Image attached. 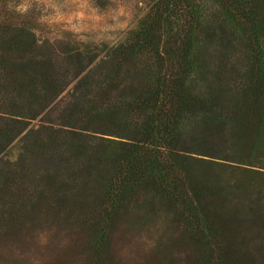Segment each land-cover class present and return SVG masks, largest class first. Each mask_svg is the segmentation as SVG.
I'll return each mask as SVG.
<instances>
[{
	"label": "trees",
	"instance_id": "16d2710c",
	"mask_svg": "<svg viewBox=\"0 0 264 264\" xmlns=\"http://www.w3.org/2000/svg\"><path fill=\"white\" fill-rule=\"evenodd\" d=\"M142 1L103 53L0 10V264L38 227L84 264H264V0ZM141 216L166 234L126 262Z\"/></svg>",
	"mask_w": 264,
	"mask_h": 264
},
{
	"label": "rangeland",
	"instance_id": "374dc122",
	"mask_svg": "<svg viewBox=\"0 0 264 264\" xmlns=\"http://www.w3.org/2000/svg\"><path fill=\"white\" fill-rule=\"evenodd\" d=\"M150 6L142 0H109L104 8L98 7L95 0H0V10L14 12L22 17L24 23L30 22L28 26H34L33 33L39 40L73 41L89 46L98 53L123 41L137 27ZM8 17L9 15H2V18ZM18 154L19 145L15 141L5 151V156L10 161H15ZM70 231H59L60 234L56 237H61L60 240L49 242L47 231L38 227L34 235L40 244L33 256H36L34 262L30 261L29 264H36L38 261L43 264H84V254L76 251L82 241L72 246V237L68 236ZM165 232L161 219L141 216L131 230L115 233L117 256L123 255L126 262L132 261L137 255H134L135 251L147 253L164 239ZM26 241L21 239V243ZM14 246L19 253L26 244ZM12 251L14 261L18 255L15 250Z\"/></svg>",
	"mask_w": 264,
	"mask_h": 264
}]
</instances>
